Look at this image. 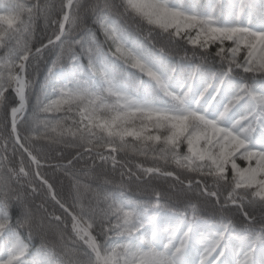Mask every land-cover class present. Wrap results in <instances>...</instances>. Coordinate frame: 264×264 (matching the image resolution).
Listing matches in <instances>:
<instances>
[{"label":"snow or ice","instance_id":"obj_1","mask_svg":"<svg viewBox=\"0 0 264 264\" xmlns=\"http://www.w3.org/2000/svg\"><path fill=\"white\" fill-rule=\"evenodd\" d=\"M82 6L0 0V264H264V214L246 210L264 209V0H98L88 10L103 41L91 28L75 35ZM40 18L52 29L46 42L36 38ZM164 42L190 45L192 62L187 52L174 62ZM10 90L17 103L5 136ZM45 145L79 151L51 165ZM81 152L113 169L121 153L151 160L121 180L163 177L172 191L151 188L139 199L121 183L86 206L80 193L89 186L71 172ZM44 167L71 177L72 203ZM41 188L62 210L50 219L64 228L70 220V243L58 233L62 254L43 242L30 253L45 223L24 189Z\"/></svg>","mask_w":264,"mask_h":264},{"label":"trees","instance_id":"obj_2","mask_svg":"<svg viewBox=\"0 0 264 264\" xmlns=\"http://www.w3.org/2000/svg\"><path fill=\"white\" fill-rule=\"evenodd\" d=\"M61 0H55V3L59 5ZM98 0H83V6L81 8V16L82 21L78 28L75 31L76 36H82L84 34V30L87 28H91L93 31L96 32L97 37L103 41V35L100 32V29L98 25H96L93 22V13L88 10L89 6L97 3ZM100 3L103 2V0H99ZM113 3L119 4V0H112ZM116 12L121 11V9L117 8L115 10ZM55 18L59 20L61 18L60 12L57 10L53 13ZM122 23L126 21L127 18L122 17ZM130 23V22H129ZM134 30V29H133ZM51 27L47 30V33H45V24L43 18H40L36 22V38L37 41L41 40L42 38L46 42V35L51 34ZM166 43V42H164ZM166 50L171 57V59L174 62H181L182 58L184 56V53L187 52L189 55V60L184 61V63L192 62L191 53L193 51L192 47L184 42L180 43H166ZM79 51V49H77ZM2 54V52H0ZM48 57H46L47 59ZM84 63L86 64V59L84 60ZM209 66H214L219 68V63L213 64V59L209 58L208 60ZM44 64L41 62L40 64V70L43 72ZM29 78L32 76V70H29ZM250 75V74H249ZM39 84V81H37V86ZM6 95L9 96L8 106H6L3 110L5 119L9 120V125L3 129V135L8 136L10 134V108L12 106H15L17 103V100L14 96V93L9 91ZM23 131V129H21ZM12 143L9 141V150H11ZM44 150L47 153L48 162L51 165H55L57 163H66L67 159L72 158L78 149L75 148H69V147H63V146H44ZM9 161L13 167H17L19 164V154L16 156H13L11 154V151L8 153ZM117 160L119 163L117 164L116 168L113 169L110 163H103L99 159H97L94 155L91 159H89L88 154L81 152V158L78 160L73 161V168L71 169V172L73 175H76V177L81 181L82 184L88 185V189H81V202L85 204L86 206L89 204L95 205L96 204V196L97 192H104V191H117L118 185L123 183L124 190L131 195L134 198L139 199H148L151 197L152 193L150 191L151 188H156L160 190L161 192L165 193L166 195L170 194L172 191L171 189V182L170 180L163 178V177H142L141 181H136L135 179L128 180L127 177L121 180L120 173L125 168H132L133 171H136L135 165L139 163H144L145 166H151L152 161L151 160H143L142 158H139L131 153L124 154L121 153ZM25 166H29V160L25 154L24 156ZM242 163V162H241ZM42 174L46 176V178L49 179V182L53 183L54 186L57 187L58 196L68 198L69 203H72V199L69 198V193L72 191V179L70 176L65 175V173L59 169H56L55 167H44L41 169ZM139 174V173H138ZM107 179L110 181V183L105 184L104 180ZM37 186L39 187V184L37 182ZM14 187L16 185L14 184ZM179 189V186H177ZM182 191V189H179ZM46 189L41 188L40 192L38 194H31L29 190L24 189L27 203L32 208L35 216L39 218L44 219L45 228L41 230L39 233L33 232L32 240L29 242V248L30 253H34L37 249L41 247V243L43 242L48 248L54 249L57 254H62L63 252V245L61 244V241L58 238L59 232L65 233V243H70V238H74L73 234L71 232L70 227V220H69V226L68 228H64V225L55 221L51 220L49 217V213H55L57 215H60L62 210L59 209L58 205H55L53 201L46 198L44 196V192ZM43 204V208H40L39 205ZM44 209H47V212L44 211ZM246 210L249 212L254 213L257 217H259L261 214H264V209H262L259 205H256L254 207L246 206ZM19 209L13 208V216L18 218ZM227 214L232 216L237 223L245 222L244 217L241 215V213L235 208L230 207L227 210ZM218 216V212H214L211 208L207 211V216ZM25 239L27 241V236L25 233Z\"/></svg>","mask_w":264,"mask_h":264}]
</instances>
